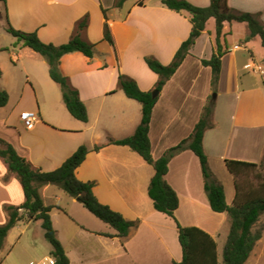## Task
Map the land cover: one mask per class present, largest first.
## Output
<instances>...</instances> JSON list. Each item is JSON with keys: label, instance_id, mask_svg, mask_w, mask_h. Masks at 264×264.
I'll list each match as a JSON object with an SVG mask.
<instances>
[{"label": "crops", "instance_id": "obj_1", "mask_svg": "<svg viewBox=\"0 0 264 264\" xmlns=\"http://www.w3.org/2000/svg\"><path fill=\"white\" fill-rule=\"evenodd\" d=\"M115 1L7 0L10 25L26 32L36 31L47 43L68 42L79 22L89 15L81 37L95 43L96 49L93 57L80 51L67 53L60 64L62 73L79 90L88 121L69 112L60 84L50 76L48 62L36 61L40 73H34V77L28 73L33 88L24 85L20 96L13 100L17 91L6 85L9 101L0 110H9L0 118V138L12 143L43 171L59 168L86 145L89 152L76 170L77 177L93 183V192L101 203L128 220L138 221L126 238L119 237L78 198L58 185H44L43 200L52 206L53 226L71 264H174L182 260L183 250L175 219L156 210L149 196L154 166L129 146L109 141L134 134L142 119V104L120 89L119 73L134 78L142 90H153L159 75L150 69L145 57L151 55L163 64L171 63L190 36L192 22L188 12L170 9L161 0H126L122 6ZM189 1L197 6L210 4V0ZM229 5L256 14L264 23V0H229ZM104 9L114 44L104 39ZM248 34L246 22L225 23L221 40L227 51L214 88L212 68L202 63V59L211 58L216 46V20L210 18L188 56L160 91L149 131L152 154L157 159L191 135L216 91L214 123L205 133L204 147L231 205L236 197V181L225 160L259 163L264 158V45L260 36L246 41ZM254 42L263 49L261 55L253 48ZM15 59L20 61L21 56L16 54ZM200 81L203 85L199 91ZM28 90L34 96L33 102L26 101ZM27 110L38 114L31 128L21 119V113ZM96 146L101 147L96 150ZM166 179L179 196L176 218L184 226L195 225L209 232L217 241L222 261L218 239L230 216L211 208L198 156L190 149L175 155ZM24 201L19 178L0 158V225L9 218L5 206H19ZM44 239L41 220L18 222L0 249V264H33V258L40 264L46 257H53L52 245L49 253L38 254Z\"/></svg>", "mask_w": 264, "mask_h": 264}, {"label": "trees", "instance_id": "obj_2", "mask_svg": "<svg viewBox=\"0 0 264 264\" xmlns=\"http://www.w3.org/2000/svg\"><path fill=\"white\" fill-rule=\"evenodd\" d=\"M125 1L117 0V6H122ZM161 1L170 9L188 12L192 30L190 36L183 41L175 53L171 63L163 64L151 55L145 57L150 69L159 75V80L154 88L159 93L188 56L212 17L216 20V46L211 58L202 59V63L212 68L214 88L219 83L222 57L227 51L221 40L226 22H246L249 27L246 41L260 36L264 45V23L256 14L235 10L229 5V0H210L208 6H197L189 0ZM0 2L6 3L7 0H0ZM103 11L106 16L104 39L114 44L108 15L105 9ZM87 22L88 18L85 17L80 21L78 30L73 37L60 45L44 42L36 31L26 32L12 26L8 29L19 41H23L24 46L30 47L46 59L51 78L61 86L67 109L75 118L82 121L89 119L87 107L80 97L79 90L72 85L69 77L62 73L60 64L61 58L70 52L80 51L88 57H93L96 44L81 37V30L87 26ZM118 81L120 89L128 97L136 99L142 104V119L134 134L120 139L110 138L109 142L129 146L154 166L155 173L148 188L149 196L153 200L156 210L175 219L183 250L182 260L174 262V264H245L255 245L262 238V230H255V226L264 214V185L262 193L256 195L253 193L244 197L239 178L255 170L260 163L238 159L225 160L227 168L235 177L237 189L234 203L229 204L225 186L211 169L209 156L204 147L205 133L213 126L214 98L211 97L208 100L191 135L168 148L161 157L155 159L152 154L149 131L153 109L159 95L153 96L154 89L142 90L134 78L122 72L119 73ZM8 101L9 92L6 89L1 90L0 107L5 106ZM100 147L96 146L95 149L98 150ZM186 149L192 150L199 158L204 176L205 192L211 208L216 212H227L231 219L229 234L223 247L222 261L219 259L217 241L209 232L195 225L184 226L175 215L179 207V196L167 181L166 175L171 159ZM88 152L89 148L82 145L59 168L43 171L35 167L26 156L21 155L12 143L0 138V158L8 165L9 172L17 175L25 193V201L21 205L5 206L9 218L5 224L0 225V249L3 247L9 231L18 222L41 220L45 237L52 245V256L56 259L55 264H71L53 226L50 215L52 206L45 204L41 194V187L47 184L58 185L70 196L78 198L91 213L111 225L117 231V236L126 238L129 235L132 227L138 225V221L128 220L109 205L101 203L93 192V183L82 181L76 175L77 168L85 160ZM262 163H264V159ZM7 178L8 176L5 177V179ZM106 235L111 234L107 233Z\"/></svg>", "mask_w": 264, "mask_h": 264}, {"label": "rangeland", "instance_id": "obj_3", "mask_svg": "<svg viewBox=\"0 0 264 264\" xmlns=\"http://www.w3.org/2000/svg\"><path fill=\"white\" fill-rule=\"evenodd\" d=\"M105 1L110 4L111 0ZM7 14V4L5 2H0V91L5 89L6 85L12 86L13 91H17H14V93L16 92V95L14 94L15 96L13 97V100H15V98H18L20 96L21 90L23 89L24 85L29 84V86L32 87V82H30L31 79L29 78L28 73H31L33 75L32 77H34L36 73H40V70H38V67L36 66V61H44L46 59L40 54L35 53L30 47L23 46V41H19L16 36L9 32L8 29L12 25H10L9 23ZM88 16L89 15H85L83 19L85 17L88 18ZM252 46L258 55L262 54L263 49L260 45L254 42L252 43ZM16 54L18 56H21L20 61L15 59ZM23 63H25L26 66ZM44 65L47 68V63H45ZM202 85L203 81H200L198 87L199 91L201 90ZM214 94H216V91L212 92V96H214ZM33 100L34 96L28 90L26 92V101L33 102ZM8 110L9 107L8 109L2 111L0 110V118L3 117L4 114L8 113ZM229 150H231V148ZM262 162L263 160L259 162L260 165L255 170L239 178V182L241 184V192L244 197L253 193L254 195L262 193L261 191L264 185V163ZM233 189H235V187ZM230 225L231 219L229 221V224H225L224 230L222 231L221 236L218 239L221 244V258L224 247L223 242L227 239V233L229 231L228 228L230 227ZM260 229L262 230V238L255 245L245 264H264V214L260 217V220L255 226V230ZM42 244H44V246H42L40 243L41 246L38 249V254L49 253L48 249L51 247L50 242L47 239H44ZM33 260V264H36L37 258H33Z\"/></svg>", "mask_w": 264, "mask_h": 264}, {"label": "built area", "instance_id": "obj_4", "mask_svg": "<svg viewBox=\"0 0 264 264\" xmlns=\"http://www.w3.org/2000/svg\"><path fill=\"white\" fill-rule=\"evenodd\" d=\"M236 48H239V45L236 46ZM250 65H246L248 68ZM38 118V114L35 111H24L21 113V119L26 123L28 128H31L34 126L35 121ZM56 259L54 257H46L44 260L41 261L40 264H55Z\"/></svg>", "mask_w": 264, "mask_h": 264}, {"label": "water", "instance_id": "obj_5", "mask_svg": "<svg viewBox=\"0 0 264 264\" xmlns=\"http://www.w3.org/2000/svg\"><path fill=\"white\" fill-rule=\"evenodd\" d=\"M158 95H159V91H158V90H156V89H155V90H153V96H154V97H156V96H158ZM216 96H217V94H214V96H213V97H214V98H216Z\"/></svg>", "mask_w": 264, "mask_h": 264}]
</instances>
